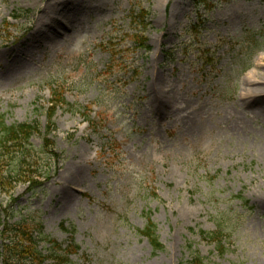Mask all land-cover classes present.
I'll use <instances>...</instances> for the list:
<instances>
[{"label": "rangeland", "instance_id": "obj_1", "mask_svg": "<svg viewBox=\"0 0 264 264\" xmlns=\"http://www.w3.org/2000/svg\"><path fill=\"white\" fill-rule=\"evenodd\" d=\"M139 7L149 53L126 36ZM2 117L41 125L40 185L13 179L0 206L43 253L37 226L79 247L71 264H264V0H0ZM2 158L13 173L22 155ZM148 218L162 251L138 234ZM218 229L222 253L200 233Z\"/></svg>", "mask_w": 264, "mask_h": 264}, {"label": "trees", "instance_id": "obj_2", "mask_svg": "<svg viewBox=\"0 0 264 264\" xmlns=\"http://www.w3.org/2000/svg\"><path fill=\"white\" fill-rule=\"evenodd\" d=\"M215 0H195L197 7L203 6L206 9L211 8ZM228 1V0H226ZM33 11L27 10L24 14L29 17ZM13 19L19 20L21 16L13 15ZM130 24L133 26V32L127 33L136 49H141L149 53L152 47L149 45V39L144 35L147 28L150 26L152 13L150 10L139 7L132 9L128 15ZM116 53L112 55L113 60L118 57ZM138 71L135 70L133 77L138 76ZM68 102L65 97V90L61 85L56 84L51 90V99L47 112V127L44 139V147L51 149L54 144L49 143V136L56 130L54 117L59 107L67 106ZM87 123L92 128H99L93 120L88 117ZM42 135L41 125L39 122L22 123L18 125H7L4 117L0 118V189H5L12 185L13 179H19L20 182L27 183L29 189L34 191L40 184L39 179L43 175L38 173L37 169L27 163V153L30 152L31 139L33 136ZM11 149L16 152H21L22 158L18 161L13 173L7 171L9 163L2 158L4 152L9 153ZM11 174H13L11 176ZM18 181V182H19ZM8 211L0 206V263L1 264H71V257L79 252V247L74 243L63 247L62 244L55 240H50L43 233L42 226H37L36 231L38 236L51 247L47 253H43L39 249V241H35L33 233L27 229L23 222H12L14 217H10ZM157 225L148 218V223L144 229H139L138 234L149 241L152 249L162 251L163 247L159 243L156 235ZM204 239H208L215 244L217 250L222 253L225 251L224 235L220 229L213 232H200ZM191 264H203L198 258L194 259Z\"/></svg>", "mask_w": 264, "mask_h": 264}, {"label": "bare ground", "instance_id": "obj_3", "mask_svg": "<svg viewBox=\"0 0 264 264\" xmlns=\"http://www.w3.org/2000/svg\"><path fill=\"white\" fill-rule=\"evenodd\" d=\"M40 22H42V19L39 18V19H38V23H40Z\"/></svg>", "mask_w": 264, "mask_h": 264}]
</instances>
